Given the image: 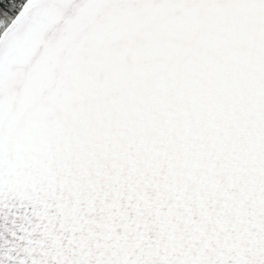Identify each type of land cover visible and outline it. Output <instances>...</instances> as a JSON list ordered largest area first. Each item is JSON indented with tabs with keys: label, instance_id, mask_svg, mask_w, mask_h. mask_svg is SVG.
<instances>
[{
	"label": "snow or ice",
	"instance_id": "snow-or-ice-1",
	"mask_svg": "<svg viewBox=\"0 0 264 264\" xmlns=\"http://www.w3.org/2000/svg\"><path fill=\"white\" fill-rule=\"evenodd\" d=\"M0 264H264V0H0Z\"/></svg>",
	"mask_w": 264,
	"mask_h": 264
}]
</instances>
